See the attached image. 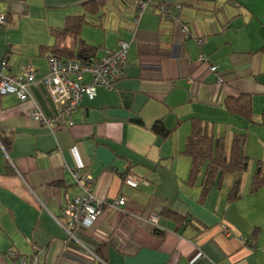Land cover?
Returning <instances> with one entry per match:
<instances>
[{"label":"crops","instance_id":"obj_1","mask_svg":"<svg viewBox=\"0 0 264 264\" xmlns=\"http://www.w3.org/2000/svg\"><path fill=\"white\" fill-rule=\"evenodd\" d=\"M139 1L0 0V70L4 58L6 73L35 70L27 100L0 95V264H20L9 251L29 264H264V186L250 191L264 161V0ZM83 13L80 37L96 47L93 61L125 41L127 64L112 88L83 97L71 126L49 129L29 111L58 114L42 82L50 29ZM240 93L251 96L250 123L224 108ZM192 117L227 143L246 134L238 199L226 201L232 178L203 201L199 185L186 183L190 160L181 151ZM158 120L171 129L165 139L151 129ZM87 177L95 198L125 204H108L91 228L69 233L63 209L85 194ZM141 210L157 215L156 231L134 218Z\"/></svg>","mask_w":264,"mask_h":264},{"label":"built area","instance_id":"obj_2","mask_svg":"<svg viewBox=\"0 0 264 264\" xmlns=\"http://www.w3.org/2000/svg\"><path fill=\"white\" fill-rule=\"evenodd\" d=\"M145 3H147L146 0H140L139 7H143ZM177 8H180V6H177ZM159 10L163 14L169 13V9L165 5H160ZM0 23H5L4 16H0ZM181 30L183 33H187L186 27H182ZM128 47L127 42L120 41L115 50L107 52L99 60L86 63L56 56L49 57L47 59L49 74L42 79V82L46 87L49 98L56 106L58 114L55 118L47 117L40 108H34L29 111L30 117L49 129H54L55 122H65L71 126L73 123L72 116L79 108L84 96L90 99L93 98L97 86L110 89L113 87L115 80L123 76V70L127 64ZM198 61L208 65L210 71H216L217 67L209 64L203 54L198 56ZM6 68L7 61L3 59L0 70V95L14 94L20 102H24L29 96L30 85L35 82L34 68L31 64H27L22 68L21 73L17 75L4 72L3 70ZM85 75H89L88 80L85 79ZM84 180L87 185L85 194L69 201L63 209L69 233L73 230L85 231L91 228L101 213L100 209L109 204L106 200L95 198L88 187L90 179L87 177ZM124 181L131 187H136L138 184L134 176L127 175ZM124 204L125 199L123 197L117 198L113 202L115 207H121ZM109 205L113 206L112 204ZM141 211L134 214V218L151 227H157V215L150 211ZM7 254L10 257L14 256L13 251H9ZM18 260L20 264H26L27 262V258L23 256L18 257ZM31 264H37L35 257L31 259Z\"/></svg>","mask_w":264,"mask_h":264},{"label":"trees","instance_id":"obj_3","mask_svg":"<svg viewBox=\"0 0 264 264\" xmlns=\"http://www.w3.org/2000/svg\"><path fill=\"white\" fill-rule=\"evenodd\" d=\"M86 10L96 13V5L87 3ZM88 23L86 14L67 16L62 27H53L50 33L54 38L53 45L49 46L51 56L65 59L79 60L80 62L93 61L96 47L81 39V29ZM71 42L69 45L68 42ZM7 61V58H4ZM225 110L246 123L253 121L251 96L240 93L236 97H226ZM191 130L186 137L181 154L190 160V170L186 183L189 186L196 184L200 187L199 200L203 201L207 194L215 187L221 188L227 178H232L231 185L226 192V201L232 202L241 195L240 185L243 174L247 170L249 157L245 152L246 134L233 132L229 142L222 136H216L212 125L198 117L190 119ZM261 122L264 123V110ZM151 129L163 139L171 133V129L156 121ZM258 171L254 174L250 191L256 192L264 186V161H258ZM156 231L155 227H152ZM20 257L14 252V256Z\"/></svg>","mask_w":264,"mask_h":264},{"label":"rangeland","instance_id":"obj_4","mask_svg":"<svg viewBox=\"0 0 264 264\" xmlns=\"http://www.w3.org/2000/svg\"><path fill=\"white\" fill-rule=\"evenodd\" d=\"M226 181H227V180H225V181H224V183H223V185H222V186H224V187H225V182H226ZM28 262H29V261H27V264H29Z\"/></svg>","mask_w":264,"mask_h":264}]
</instances>
